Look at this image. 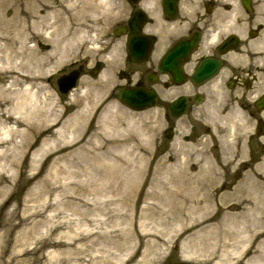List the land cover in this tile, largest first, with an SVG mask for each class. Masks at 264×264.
Here are the masks:
<instances>
[{
  "label": "rangeland",
  "instance_id": "1",
  "mask_svg": "<svg viewBox=\"0 0 264 264\" xmlns=\"http://www.w3.org/2000/svg\"><path fill=\"white\" fill-rule=\"evenodd\" d=\"M72 1L79 7L65 16L73 29L55 51L58 35L48 33L51 28H30L26 41L39 64L30 71L33 104L46 108L45 121H31L20 106L25 95L19 93L29 86L11 84L12 73L27 72L20 57L23 35L14 48L12 33L0 40V77H7L0 81V264H264V135L255 133L258 118L264 124V111L234 118L203 114L202 121L217 127L224 143L228 127L234 128L237 152L230 157L235 160L225 162L224 147L219 163L209 155L189 165L176 160L190 154L178 141L185 128L160 147L159 116L100 105L99 92L107 87L101 77L86 75L80 90L59 96L46 78L53 79L80 53L88 54L90 64L102 59L103 72H109L107 53L87 42L99 43L108 34L109 0ZM14 2L23 7L24 0H0V21L11 20ZM61 32L68 33L62 26ZM94 87L98 94L84 92ZM74 115L79 131L70 150L87 148L89 156L104 155L103 160L85 162L80 151L76 165L56 161L54 146ZM45 138L55 142L46 147ZM182 177L195 184L200 179L196 196L209 197L207 207L193 215L195 222L181 221L170 204L176 193L195 191L183 189ZM190 205L181 209L183 218ZM223 221L230 235L217 232Z\"/></svg>",
  "mask_w": 264,
  "mask_h": 264
},
{
  "label": "flooded vegetation",
  "instance_id": "2",
  "mask_svg": "<svg viewBox=\"0 0 264 264\" xmlns=\"http://www.w3.org/2000/svg\"><path fill=\"white\" fill-rule=\"evenodd\" d=\"M97 46L109 51V106L151 102L144 110L119 112L156 113L160 147L185 128L178 141L190 149L188 164L209 155L219 163L222 148L230 155L237 146L224 143L217 127L201 121L203 114L260 113L264 0H109V32ZM86 68L94 77L104 71L102 62L89 67L81 58L60 75L77 70L78 83Z\"/></svg>",
  "mask_w": 264,
  "mask_h": 264
},
{
  "label": "bare ground",
  "instance_id": "3",
  "mask_svg": "<svg viewBox=\"0 0 264 264\" xmlns=\"http://www.w3.org/2000/svg\"><path fill=\"white\" fill-rule=\"evenodd\" d=\"M78 5V2H74L72 0H60L58 4L51 0H24L23 7L20 8V6L17 5V2H14V9L12 12L11 20L7 23H5L4 21H0V40H7L8 34L12 33V36L9 39L12 48H14V46L16 45L17 38L20 37V35H23V45L21 47L22 51L20 52V57L22 58L21 63L25 66L27 72L24 74L12 73V75L15 76L11 79V84L17 85L21 83H26L29 86V90L26 88L25 91L19 93V95H25L24 98H27L28 100L27 102L24 98L21 99L20 106L23 105V107H25L28 113L31 114L30 118L33 122H38L39 120L45 121L48 117V114L44 106H40L37 103L33 104L35 97L34 93L30 90V88H32L33 86V78L31 76L30 71L31 68L38 67L39 64L35 61V54L32 52V50L26 47L28 33L30 31V28H51V32L48 33L58 35L57 41L53 44L55 51L59 44H61L63 40L69 36L70 30L73 29L71 25L67 23L68 18L65 15H69L68 13L74 14V12L77 11L76 9L79 7ZM37 7H39V9ZM35 19H39L40 23L36 24ZM3 23H5V25H3ZM61 26L64 27V29L67 30L68 33H59V28H61ZM15 53H17L18 55V52ZM6 80L7 77H0V81L4 82ZM109 107L110 106L107 105V108ZM106 112L107 111L105 110L104 113ZM107 128L109 127L107 126ZM45 130L46 129L42 131L39 130V134H42ZM78 131L79 117L74 115L68 119L64 132H62L60 137L57 139L58 141H60V144L54 146L56 148V152L59 154V156L56 158V161L69 160L72 164L76 165L78 164L79 157L77 156L80 151H83L80 153L82 156V160L85 162L103 160V158H105L104 155L89 156L90 150L87 148L79 147L74 148V150L72 151L70 150L71 148L76 146V144L73 143L71 140ZM66 134H69L70 138H67ZM54 142V139L45 138L44 140L46 147L48 146V144H53ZM46 150V148H42L41 153H45ZM58 173L59 170L54 169L52 171V174L54 176H56ZM199 181L200 179H198L195 184L194 182H192L191 177L180 180L184 190L189 189L193 191V189H195V191H193L190 196H186L184 192H178V194L176 193V201L173 200V202V197L171 198L170 204L172 203V205L174 206L176 215L181 221L186 220L188 222H195V220L197 219H194L193 215L201 211L202 208L207 207L209 203V197L206 194H204V197L196 196L199 195V192L201 191V182ZM243 187L241 186L240 188L241 193ZM250 187L251 186H249L248 188ZM186 203H190L191 205L189 207V215L183 218L181 216V209L184 205H186ZM203 203L204 205L201 206V204ZM233 217L238 216L237 214H235ZM216 230L217 232L221 233L222 231L225 232L226 235H230L229 232H227V230L225 229L224 221L217 225Z\"/></svg>",
  "mask_w": 264,
  "mask_h": 264
},
{
  "label": "water",
  "instance_id": "4",
  "mask_svg": "<svg viewBox=\"0 0 264 264\" xmlns=\"http://www.w3.org/2000/svg\"><path fill=\"white\" fill-rule=\"evenodd\" d=\"M74 79H75V77H72L71 75H69L68 77H63V78L59 79V81H58L59 85L62 86V85L68 84L67 87H65L64 89H61L62 93H66L73 86ZM128 103L131 104L130 105L131 107L136 108V107H134L135 106L134 103H136L135 101H129ZM259 106H264V100L259 103ZM261 132H263V129H262L261 125H259L258 133H261Z\"/></svg>",
  "mask_w": 264,
  "mask_h": 264
}]
</instances>
